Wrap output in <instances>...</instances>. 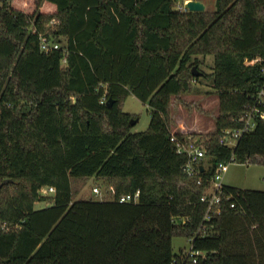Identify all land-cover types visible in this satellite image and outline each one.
Returning <instances> with one entry per match:
<instances>
[{
  "label": "trees",
  "instance_id": "trees-1",
  "mask_svg": "<svg viewBox=\"0 0 264 264\" xmlns=\"http://www.w3.org/2000/svg\"><path fill=\"white\" fill-rule=\"evenodd\" d=\"M176 5L2 0L0 184L12 182L0 191V225L11 227L0 232V264H174V239L202 224L211 232L194 243L206 254L200 264H264V191L225 186L210 222L201 202L219 163L234 155L264 166L263 120L237 148L221 145L264 84V0H217L212 14ZM43 34L64 50L44 52ZM197 53L214 58L219 99L215 131L191 134L207 149L201 185L185 171L169 118L172 98L201 80ZM131 95L152 110L146 132L133 133L137 117L123 110ZM90 179L108 183L113 198L74 200L73 180ZM45 187L55 188L52 205L36 210ZM138 191V204L119 202Z\"/></svg>",
  "mask_w": 264,
  "mask_h": 264
},
{
  "label": "rangeland",
  "instance_id": "rangeland-1",
  "mask_svg": "<svg viewBox=\"0 0 264 264\" xmlns=\"http://www.w3.org/2000/svg\"><path fill=\"white\" fill-rule=\"evenodd\" d=\"M195 1H201L205 5V12L207 13H215L217 9V0ZM176 2L183 4L185 0H176ZM1 5L2 0H0ZM56 25L57 22L53 20L51 23L46 24L45 28L50 29ZM34 28V26H31V30ZM193 59L200 62L197 74L200 75L201 80L199 82L193 81L191 92L172 98L169 118L172 132L198 135L200 138V136L206 137L215 131V122L219 115V99L212 88V81L208 78L214 68L213 56L197 53L193 56ZM123 110L139 119V122L134 126L133 133H142L148 130L152 111L149 105L142 103L131 95L125 101ZM222 183L224 186L237 189L264 191V166L258 163L251 165L232 163L223 177ZM72 186L74 200L105 201L113 198L112 194L109 195L110 186L101 179H90L89 182L73 180ZM95 188L99 189V194L94 193ZM15 190L16 187L11 188V194ZM41 194L40 197L44 201L36 203V210L50 207L53 202L52 195L48 196L42 191ZM173 246L174 252L178 254L181 250L187 249L189 245L186 239L176 237Z\"/></svg>",
  "mask_w": 264,
  "mask_h": 264
},
{
  "label": "built area",
  "instance_id": "built-area-1",
  "mask_svg": "<svg viewBox=\"0 0 264 264\" xmlns=\"http://www.w3.org/2000/svg\"><path fill=\"white\" fill-rule=\"evenodd\" d=\"M191 0H185L183 4L177 3L176 9L180 12L187 13L190 10L187 8V3ZM33 32L36 33V28L33 29ZM40 46L41 49L46 52L60 51L64 50L61 43L50 39L47 35H40ZM66 53V51H65ZM64 63H67V58H64ZM102 104H107L108 100L106 97H103L101 100ZM264 84L259 88L255 98L254 105L249 108V111L246 115L242 116L240 122L242 126L240 129H229L223 132V137L221 139V145L224 147H229L230 149L237 148L240 140L248 133L253 132L258 124L259 120L264 121ZM184 138H180L176 135V132H172L171 141L176 144L177 152L179 155L187 156V163L185 166V171L190 178L196 179L198 185L202 184L203 174L206 167L203 162L207 158V149L203 145H198L196 139L191 134H183ZM236 162V158L233 155L228 162H221L216 166V173L210 179V187L207 190L206 194L202 197L201 202L207 205V211L205 214L204 222H210L213 216H219L221 211L222 204V193L225 190L223 185V177L229 169V166L232 163ZM46 195H54V187H45L41 190ZM94 193L99 194V189L95 188ZM41 194V192H40ZM42 195V194H41ZM141 192L138 191L134 195H125L119 199L121 204H138L140 202ZM228 201H231L232 195H229L226 198ZM231 208L235 209L236 204L231 203ZM176 225H184L186 220L175 219ZM11 229L8 225H0V232L9 231ZM211 230L202 224L199 229L194 233L193 237L186 239L188 242V248L181 250L178 253V257L174 259V264H200L201 260L206 257V254L201 250H196L194 243L200 237H207L210 234Z\"/></svg>",
  "mask_w": 264,
  "mask_h": 264
},
{
  "label": "water",
  "instance_id": "water-1",
  "mask_svg": "<svg viewBox=\"0 0 264 264\" xmlns=\"http://www.w3.org/2000/svg\"><path fill=\"white\" fill-rule=\"evenodd\" d=\"M187 8L190 10V12H204L206 10V7L205 5L200 2V1H195V0H191L187 3ZM194 72V75L196 77H199L200 75L196 73L195 69L193 70ZM112 104H113V101L112 100H109L107 105L108 107H112ZM139 122V119L137 120H133L131 122L132 126H135L137 123ZM12 180H7L5 182H3V184L0 186V189L4 186V185H7L9 183H11Z\"/></svg>",
  "mask_w": 264,
  "mask_h": 264
},
{
  "label": "bare ground",
  "instance_id": "bare-ground-1",
  "mask_svg": "<svg viewBox=\"0 0 264 264\" xmlns=\"http://www.w3.org/2000/svg\"><path fill=\"white\" fill-rule=\"evenodd\" d=\"M236 163V162H235Z\"/></svg>",
  "mask_w": 264,
  "mask_h": 264
},
{
  "label": "crops",
  "instance_id": "crops-1",
  "mask_svg": "<svg viewBox=\"0 0 264 264\" xmlns=\"http://www.w3.org/2000/svg\"><path fill=\"white\" fill-rule=\"evenodd\" d=\"M201 2V1H200Z\"/></svg>",
  "mask_w": 264,
  "mask_h": 264
}]
</instances>
